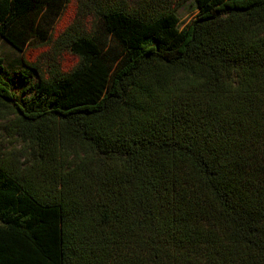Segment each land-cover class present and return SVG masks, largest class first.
I'll use <instances>...</instances> for the list:
<instances>
[{
    "label": "trees",
    "instance_id": "trees-1",
    "mask_svg": "<svg viewBox=\"0 0 264 264\" xmlns=\"http://www.w3.org/2000/svg\"><path fill=\"white\" fill-rule=\"evenodd\" d=\"M195 1L0 0V264H264V0Z\"/></svg>",
    "mask_w": 264,
    "mask_h": 264
},
{
    "label": "rangeland",
    "instance_id": "rangeland-1",
    "mask_svg": "<svg viewBox=\"0 0 264 264\" xmlns=\"http://www.w3.org/2000/svg\"><path fill=\"white\" fill-rule=\"evenodd\" d=\"M198 11L199 8L195 0H184L177 8V13L181 22L180 25L183 26L194 19ZM75 12L76 6L72 3L59 20L57 24L58 30L64 29L73 20ZM47 49V47L27 48L24 53H20L0 37V58L3 59L4 67L3 76L10 82L12 89L18 96V101H22L24 97L32 96L38 82L36 76L32 77L27 82L24 81L20 75V73L24 71L23 60L34 62ZM76 61V57L70 54H65L61 59L62 66L65 70L71 68ZM8 123V119H0V147L4 149L8 157L10 153L16 156L22 154L26 156L29 154L27 145L20 139L11 136L7 129Z\"/></svg>",
    "mask_w": 264,
    "mask_h": 264
}]
</instances>
